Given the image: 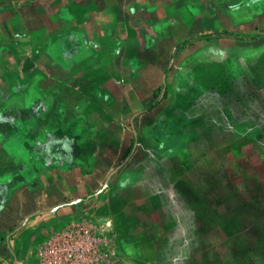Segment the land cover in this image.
<instances>
[{
  "label": "crops",
  "instance_id": "crops-1",
  "mask_svg": "<svg viewBox=\"0 0 264 264\" xmlns=\"http://www.w3.org/2000/svg\"><path fill=\"white\" fill-rule=\"evenodd\" d=\"M242 1L0 0V75L27 80L26 105H0V264H15L4 240L13 227L63 212L67 201L106 202L105 228L117 229L118 214L131 225L124 240L157 217L180 224L179 209L196 223L209 215L213 173L202 150L221 128L239 127L241 113L256 127L258 109L235 104L234 83L246 73L187 75L178 64L205 63L211 48L226 53L232 38L215 35L225 17L255 16L261 0ZM204 31L215 34L200 38ZM184 32L197 38L178 44ZM47 75L60 86L49 89ZM191 141L202 144L201 157L188 151Z\"/></svg>",
  "mask_w": 264,
  "mask_h": 264
},
{
  "label": "rangeland",
  "instance_id": "rangeland-1",
  "mask_svg": "<svg viewBox=\"0 0 264 264\" xmlns=\"http://www.w3.org/2000/svg\"><path fill=\"white\" fill-rule=\"evenodd\" d=\"M245 2L247 1L240 3ZM257 7L255 16H250L249 10L245 12L244 9L242 14L226 16L224 29L219 33L196 32L200 38H211L212 34L232 38L226 53L220 55L219 48H211L208 58L204 59L205 63L199 58L195 62L186 60L178 64V67L184 68L182 71L187 75L188 72L194 75L246 73L250 79L239 80L238 87L234 83L238 100H241L240 104H235L243 108L256 105L258 109V125L254 128L250 127V120L245 121L246 114L241 113V125L221 128L219 140L207 144L208 148L202 150L200 142L189 143L188 151L193 157H201V150L204 151V164L209 163L210 172L213 173L208 200L215 206L209 208V215L196 223L193 217L185 214L186 209H179L182 214L180 224L168 216L157 217V222L149 223L147 220L150 217H147L146 224H139V234L142 238L132 237L124 240L122 237L129 234L131 225L118 214L114 216L117 229L112 231L105 228L106 221L111 218V209L106 202L97 205L92 202L73 205L74 201H67L68 208L63 212L56 208L49 215L41 214L30 222L26 219L27 222L11 229L4 239L11 248L9 262L38 264L39 247L55 231L64 228L77 217L92 220L100 229L112 235L120 264H264V0L258 1ZM196 33H193V37L189 32L181 33L177 43L183 44L182 39L185 36H188L186 40L197 38ZM247 40L249 41L246 42ZM216 44L214 40L209 42V45ZM202 47L195 48V57L202 55ZM249 47L251 49H248ZM243 64L245 66H242ZM181 68L176 69L177 73ZM75 76L83 77L87 82L91 80L90 75ZM19 77L16 81L14 75H0V105L5 110L9 106L17 109L27 103L24 89L27 80L21 78L24 75ZM56 78L57 75L45 77V80H49V89L60 86ZM53 98L50 103L55 101ZM230 99L227 102H230ZM32 103L38 102L35 100ZM18 114L26 117L33 113L19 111ZM193 130L197 133L201 129L195 127ZM176 137L181 141L184 136L178 134ZM217 158L220 160L216 161ZM6 160L3 157L5 165ZM182 163L187 167L186 160ZM18 172L20 173V169ZM195 205L194 210L200 212L201 200L195 202Z\"/></svg>",
  "mask_w": 264,
  "mask_h": 264
},
{
  "label": "built area",
  "instance_id": "built-area-1",
  "mask_svg": "<svg viewBox=\"0 0 264 264\" xmlns=\"http://www.w3.org/2000/svg\"><path fill=\"white\" fill-rule=\"evenodd\" d=\"M38 258V264H120L112 235L87 218L55 231Z\"/></svg>",
  "mask_w": 264,
  "mask_h": 264
}]
</instances>
